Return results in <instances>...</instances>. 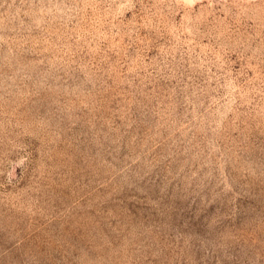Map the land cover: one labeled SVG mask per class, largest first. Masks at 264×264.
<instances>
[{"label": "rangeland", "instance_id": "1", "mask_svg": "<svg viewBox=\"0 0 264 264\" xmlns=\"http://www.w3.org/2000/svg\"><path fill=\"white\" fill-rule=\"evenodd\" d=\"M0 264H264V0H0Z\"/></svg>", "mask_w": 264, "mask_h": 264}]
</instances>
